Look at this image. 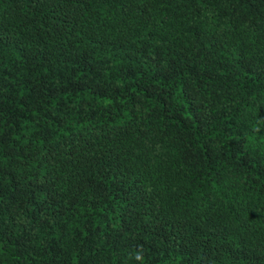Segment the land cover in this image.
I'll return each instance as SVG.
<instances>
[{
  "label": "trees",
  "instance_id": "16d2710c",
  "mask_svg": "<svg viewBox=\"0 0 264 264\" xmlns=\"http://www.w3.org/2000/svg\"><path fill=\"white\" fill-rule=\"evenodd\" d=\"M0 264H264V0H0Z\"/></svg>",
  "mask_w": 264,
  "mask_h": 264
},
{
  "label": "clouds",
  "instance_id": "9594fccd",
  "mask_svg": "<svg viewBox=\"0 0 264 264\" xmlns=\"http://www.w3.org/2000/svg\"><path fill=\"white\" fill-rule=\"evenodd\" d=\"M137 258L139 259L140 257H139V256H137Z\"/></svg>",
  "mask_w": 264,
  "mask_h": 264
}]
</instances>
